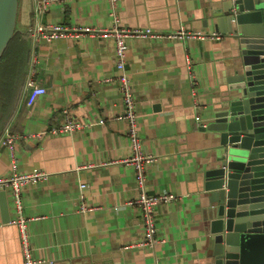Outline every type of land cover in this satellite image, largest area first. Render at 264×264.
Wrapping results in <instances>:
<instances>
[{"label": "crops", "instance_id": "crops-1", "mask_svg": "<svg viewBox=\"0 0 264 264\" xmlns=\"http://www.w3.org/2000/svg\"><path fill=\"white\" fill-rule=\"evenodd\" d=\"M38 2L19 0L14 46L5 65L15 60L20 78L9 82L11 91L0 89V176L14 169L2 145L7 130L20 135L17 171L48 173L22 190L34 264H208L198 172L211 166L214 151L200 126L226 76L233 74L236 41L225 34L220 40L132 36L125 70H119L111 38L83 33L46 42L33 34L39 22L108 28L113 24L109 0H53L40 14ZM208 5V0H120V24L163 33L181 26L218 32ZM125 72L142 142L155 157L146 167L147 192L178 195L156 206L157 234L165 241L153 250L132 246L144 228L141 209L129 204L139 192L134 167L121 161L132 153L118 80ZM31 77L47 92L28 104L25 84ZM64 108L71 118L92 124L74 133L35 134L58 125ZM4 190L10 220L5 221L0 197V264H26L18 226L11 222L16 216L11 190L0 193ZM83 201L95 208L79 211Z\"/></svg>", "mask_w": 264, "mask_h": 264}, {"label": "water", "instance_id": "water-1", "mask_svg": "<svg viewBox=\"0 0 264 264\" xmlns=\"http://www.w3.org/2000/svg\"><path fill=\"white\" fill-rule=\"evenodd\" d=\"M218 32L238 47L208 119L214 160L198 172L208 264H264V0H208ZM19 0H0V59L16 33ZM9 221L7 192L0 193Z\"/></svg>", "mask_w": 264, "mask_h": 264}, {"label": "built area", "instance_id": "built-area-1", "mask_svg": "<svg viewBox=\"0 0 264 264\" xmlns=\"http://www.w3.org/2000/svg\"><path fill=\"white\" fill-rule=\"evenodd\" d=\"M53 0H39L36 12L37 14L43 13L49 3ZM111 4V16L113 18L112 26L108 28H89V27H68L62 24H42L38 23L34 27V37L39 41L50 42L52 40L61 37H80L83 33L90 34L92 36H101L111 38L114 43L115 56L117 58V66L119 70H125L126 63L128 62V45L127 39L132 36H138L141 38H159V39H172V40H190L196 38H212L214 40H220L223 38V34L219 32L204 33L200 31H193L187 29L185 26H181L176 30L170 32H159L152 28H129L120 24L119 17V5L120 0H109ZM189 61V68H191ZM106 80L111 81L113 77H108ZM120 82V90L124 99V114L123 119L127 123V133L129 142L132 148L130 156L121 159L122 162L133 165L135 170V178L138 187V195L129 201V204L138 206L142 213V224L144 228V234L141 240L132 244V246H142L149 249H154L158 244L165 241L164 238L158 236V222L156 217V206L163 202H169L178 198L173 192L164 191L157 194H150L146 189V167L149 163L154 161L153 154L145 150L142 138L139 132V120L136 108V99L133 90V85L130 81V76L127 72L118 76ZM196 83V82H195ZM27 90L26 100L28 104H33L34 100L44 94L47 89L36 83V80L31 77L25 84ZM196 89H194V93ZM100 123L104 120L100 119ZM91 123H82L71 118L69 109H63V117L58 125H53L50 128L36 132L38 136L44 134L58 135L66 133H74L77 130L91 125ZM19 134L12 133L7 130L2 139V145L7 147L10 152L11 162L14 165L13 172L9 175L0 176V189L9 188L11 190V198L14 202L16 209V216L12 223L16 224L19 229L21 238V244L26 259V264H34L36 261L31 256V238L28 229V221L23 211L22 202V190L25 186L30 184H36L37 182L47 179L48 173L44 171L33 172H18L15 166L16 161V142L19 138ZM33 136V135H32ZM87 184L81 182V187H86ZM84 198V196H82ZM95 207L86 204L84 201L80 204L79 211L87 212L93 210Z\"/></svg>", "mask_w": 264, "mask_h": 264}, {"label": "trees", "instance_id": "trees-1", "mask_svg": "<svg viewBox=\"0 0 264 264\" xmlns=\"http://www.w3.org/2000/svg\"><path fill=\"white\" fill-rule=\"evenodd\" d=\"M14 41H15V37H13L7 49L5 50L2 58L0 59V80H3V83L0 85V89L2 91L7 89L8 87L11 91L12 88L10 87L9 82H11L12 80L13 81L19 80L20 78V76L17 73L15 60H13V62L11 63L12 67L10 65H5V61L7 60L8 55L12 47L14 46ZM1 115H2V110L0 108V117ZM1 121H2V117L0 118V123Z\"/></svg>", "mask_w": 264, "mask_h": 264}]
</instances>
